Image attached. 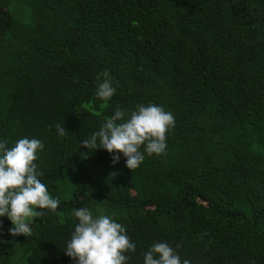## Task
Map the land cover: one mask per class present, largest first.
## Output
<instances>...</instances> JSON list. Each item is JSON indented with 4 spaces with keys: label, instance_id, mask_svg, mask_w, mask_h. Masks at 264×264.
<instances>
[{
    "label": "trees",
    "instance_id": "obj_1",
    "mask_svg": "<svg viewBox=\"0 0 264 264\" xmlns=\"http://www.w3.org/2000/svg\"><path fill=\"white\" fill-rule=\"evenodd\" d=\"M149 103L175 117L165 154L129 170L81 146ZM25 137L60 204L34 209L30 236L0 217V264H76L82 207L125 226L127 264L157 242L190 264H264V0H0V142Z\"/></svg>",
    "mask_w": 264,
    "mask_h": 264
},
{
    "label": "clouds",
    "instance_id": "obj_2",
    "mask_svg": "<svg viewBox=\"0 0 264 264\" xmlns=\"http://www.w3.org/2000/svg\"><path fill=\"white\" fill-rule=\"evenodd\" d=\"M101 77L102 83L99 82ZM97 81L96 96L107 102L116 93L109 72L100 73ZM174 126V115L160 106L139 104L131 112L118 106L81 146L113 153L112 164L118 163V154H122L125 166L134 170L144 161V153L148 156L165 154L166 135ZM55 128L61 137L68 132L60 124ZM7 143V140L0 142V217L7 216L11 221V236H30L31 219L41 215L34 209L55 211L60 201L52 198L47 186L38 179L42 173L37 171L34 161L37 152L44 148L43 141L25 137L11 148ZM142 146L144 152H141ZM72 214L78 223L67 242L65 255L76 264H127L131 258L128 254L135 253L136 245L131 242L124 225L109 215L93 216L86 207L74 209ZM180 247L181 244L173 248L167 242L154 243L143 253V264H190L187 259L181 261L176 251Z\"/></svg>",
    "mask_w": 264,
    "mask_h": 264
}]
</instances>
